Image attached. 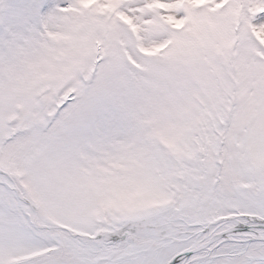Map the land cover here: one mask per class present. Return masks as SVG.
<instances>
[{
    "label": "snow or ice",
    "instance_id": "6c2138e0",
    "mask_svg": "<svg viewBox=\"0 0 264 264\" xmlns=\"http://www.w3.org/2000/svg\"><path fill=\"white\" fill-rule=\"evenodd\" d=\"M0 264H264V0H0Z\"/></svg>",
    "mask_w": 264,
    "mask_h": 264
}]
</instances>
